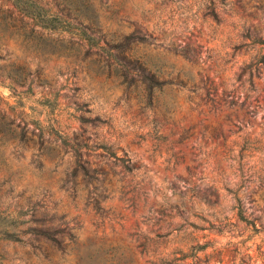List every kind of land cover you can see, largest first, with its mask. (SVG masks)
<instances>
[{
	"label": "rangeland",
	"instance_id": "rangeland-1",
	"mask_svg": "<svg viewBox=\"0 0 264 264\" xmlns=\"http://www.w3.org/2000/svg\"><path fill=\"white\" fill-rule=\"evenodd\" d=\"M81 1L100 46L115 52L126 35L144 37L135 53L172 83L146 105L120 62L107 66L94 48L60 53L66 34L48 37L0 0L1 101L16 106L21 93L23 106L7 109L13 125L24 117L57 130L0 129V214L21 212L26 231L0 240V264H264L263 73L247 92L264 55V0ZM8 72L23 85L8 88ZM55 95L49 114L44 97ZM65 135H77V165ZM108 152H127L129 168ZM237 197L249 223L236 216Z\"/></svg>",
	"mask_w": 264,
	"mask_h": 264
},
{
	"label": "trees",
	"instance_id": "trees-1",
	"mask_svg": "<svg viewBox=\"0 0 264 264\" xmlns=\"http://www.w3.org/2000/svg\"><path fill=\"white\" fill-rule=\"evenodd\" d=\"M14 11L30 20L32 26H38L43 33H47L49 37L51 33H56L57 38H60V35L66 34L67 36H61L59 44H55L62 54H75L80 51L81 48H86V52L83 56H87V53H93L92 49H96L94 52L98 57H102L103 61L107 63V66L112 64V62H120L121 64V76L123 81L130 83H139L142 86V91L146 97V105L152 104L153 97L156 98V92H159L165 84L172 83L171 79L164 77L163 71L156 66L153 62H150L144 54L137 55L134 51V46L139 44V40H142V37L136 36L134 33L126 35L122 42H117L112 46V49H115V52L111 51L110 48L106 49L104 46L99 45L101 39L102 31L100 26L97 23L96 15L90 7L86 4H83L81 0H59L55 3V9L52 6L47 4H42L41 0H8ZM256 42L264 44V39L258 38ZM251 71L247 74L248 88L247 92L255 91L254 78L259 77L262 73L264 74V55L261 57V60H257L253 65ZM170 74V73H168ZM167 74V75H168ZM8 82L6 83L8 88L13 86H22V80L15 73L8 72L6 75ZM186 76L180 77L176 76V83L181 86H185L188 83H191L195 86L193 81H189V78ZM1 84H4L3 80H0ZM202 89L205 91V96L210 99V91L214 87L209 84L207 86L206 82H202ZM15 94V91L12 92ZM18 97L16 102L17 108L22 107V96L21 93H17ZM247 96H245L246 98ZM56 95L53 97L52 101H49V98L44 97V105L49 106V114L53 113L54 107L57 105ZM7 103L2 102L0 98V129H4L5 126L11 127L12 130H17L20 127L21 132H26L28 130L29 123L34 124L33 128H38L39 136L44 135V130L46 134L51 136L52 133L57 134V130L54 129L53 125L46 121V126H43L41 122L37 120L27 121L26 118L20 117V122L16 125L14 124L15 118L12 117V114L7 113V109L14 111L16 106H8ZM22 112H19L18 116H22ZM5 119H9V122H6ZM84 123V122H83ZM9 129V128H8ZM31 132H34L32 129ZM63 143H69L71 148L74 151V156L77 162L81 161L82 153L79 150V142L77 140V135L73 137L64 136ZM109 156H113L115 161H118L125 168H129V163L131 158L127 156V152H123L122 156H115L112 152H108ZM76 169L73 170V175H75ZM236 201V216L240 221L249 223L250 220L245 216L244 206L239 197L235 198ZM21 213V212H20ZM0 214V240H11L13 242H20L23 239L19 236L20 233H26V231L21 230L19 227L23 223L22 220H19L21 214ZM30 232L31 236L34 239H37L41 236H47L57 247L61 246V241L55 236H50L42 228L30 226L27 233Z\"/></svg>",
	"mask_w": 264,
	"mask_h": 264
}]
</instances>
